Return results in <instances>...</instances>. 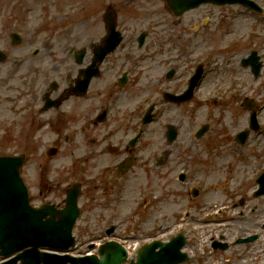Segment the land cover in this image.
<instances>
[{
	"label": "rangeland",
	"instance_id": "obj_1",
	"mask_svg": "<svg viewBox=\"0 0 264 264\" xmlns=\"http://www.w3.org/2000/svg\"><path fill=\"white\" fill-rule=\"evenodd\" d=\"M257 1L264 6V0ZM108 5L116 7L125 39L121 47L106 59L104 66L107 71L92 83V98L68 102L67 106L73 113L70 123L64 121L67 125L33 129L30 136L32 154L23 168L30 190L38 195L42 180H48L54 185L60 182L61 186L67 181H74L75 153L72 151H83V148L91 145L89 140L92 135L109 130L118 129L121 134H132L137 119L140 124V116L148 105L145 101H160L162 98L157 84L161 74L164 75L167 68L175 67V84L183 86L187 75L193 72V67L198 62H204L208 64L207 77L199 88L195 101L180 107L167 104V108L160 106L157 109L156 120L147 126L138 148L140 161L130 175L126 176L130 183L127 184L128 196L121 199L122 202L116 206L118 208L112 209L111 220L123 216L125 223L121 226L128 228L127 233L135 230L131 234L134 238L132 242H142L139 238L142 237L143 230L137 231L136 224L127 223L133 217L130 218L126 209L137 206L135 198L130 196L134 185L139 188L156 186L166 199L159 206L152 200L144 202V222L155 221L157 208H161L163 212L173 209L177 216L183 215L184 211H190L192 215V220L189 219V223L184 224L189 238L186 250L191 258L181 264H216V260L222 256L219 253L211 254L212 256L205 254L209 259L203 256L204 247L210 250L205 241V234L210 233H223L232 242L230 251L222 253L226 259L232 255L233 248L237 250L233 260L227 261L229 264H250L249 248L253 243H236L235 240L244 230L264 232L260 225L262 215L257 219L259 226L252 228V220L247 221V213H242L247 212L248 207L259 200H264V197L247 201L249 203L246 206L234 207L233 203H238L242 193H250L248 186L251 181L238 187L235 184L243 177H252L257 166H264L261 159H258V155L264 153V129L255 134L246 146L238 145L232 152L227 146L219 144L226 142L223 135L228 136L236 127L239 129L244 126L245 111L238 100L250 94V88L257 99L261 100V106H264V84H259L260 80L264 83V76L255 81L250 71L239 64L240 57L249 50L257 49L261 53L264 51V13L258 14L236 5L218 7L205 4L180 16L168 14V22L164 23L163 19L167 17L164 0H0V49L8 55L0 62V153L13 154L26 150L20 136L25 134L29 120L20 113L21 103L25 101L18 98H21L22 92L18 93L20 91L15 84L17 79L26 74L31 78V75L41 70L38 79L48 70L50 75H47L46 80L57 79L61 84L66 83L70 76H76L77 69L89 61L91 42L98 41L105 34L102 13ZM143 30L148 35L145 43L139 47L137 37ZM12 31L22 35L19 44L12 43L9 35ZM84 46L87 47L88 54L80 65L76 63L70 49ZM114 60L118 64L111 66ZM124 70L129 73L128 83L119 86L117 76ZM231 76L232 81L229 83ZM237 79L247 87L236 85ZM226 85L231 87L213 92L214 88ZM232 94L233 97L228 100L223 98L219 103L214 102L221 95ZM104 105L110 110L106 125L94 127L87 122L84 126V121H89L95 111ZM34 109L39 111L38 106H34ZM42 117L45 118V115ZM124 118L130 119L129 125H125ZM261 121L264 123V112ZM169 122L179 129V137L172 144L165 139L164 124ZM204 122H211L215 131L206 139L199 140L194 133L197 126ZM36 130H39L37 136H41L33 138ZM57 132L60 134L57 142L60 146L59 153L47 158L44 150L54 144ZM109 137L112 143L119 141L118 135L110 134ZM224 146L226 150L223 149ZM92 149H95L94 144ZM218 154L226 155L218 157ZM244 156L246 161L241 158ZM111 157L112 155L104 153L101 159L89 161L91 172L87 175L100 172L105 165H112ZM159 159L161 165L158 163ZM183 169L189 170V186L199 187L200 194L193 197L187 191V199L180 204L177 195L173 197L175 201L171 202L167 193L168 184ZM231 175H234L235 180L227 190L221 184L217 186L219 181L222 184L229 183ZM173 188L178 190L177 186ZM233 188L234 197L230 194ZM133 192L136 195L135 190ZM55 193L53 189L49 195L53 196ZM99 193L97 198L101 199ZM94 194L96 193L93 191L90 193L88 186L82 201ZM248 195L249 198L252 197L251 194ZM46 197L45 194L39 199ZM262 208L263 204L260 203L258 210ZM99 213L104 214L103 205L92 207L90 213L84 214L79 228L85 224L93 225L95 219L99 218L95 217ZM214 217H220L218 220L221 221L211 222ZM151 225L152 223L149 224ZM142 226L147 227V224L143 223ZM207 228L214 230L205 232ZM175 229L178 232L181 228L175 226ZM259 238L262 243L263 235L260 234ZM80 239L83 240L84 237L81 236Z\"/></svg>",
	"mask_w": 264,
	"mask_h": 264
},
{
	"label": "flooded vegetation",
	"instance_id": "obj_2",
	"mask_svg": "<svg viewBox=\"0 0 264 264\" xmlns=\"http://www.w3.org/2000/svg\"><path fill=\"white\" fill-rule=\"evenodd\" d=\"M121 45L122 44H120L111 54H113L119 47H121ZM73 49L74 48L71 49V53H73L74 55ZM109 55L105 58L104 62L101 65V74L107 71L104 65L106 64L107 62L106 59L109 57ZM91 58H92V55L89 57V61L91 60ZM114 63L115 65L118 64V62L114 60L111 66H113ZM39 73L41 74L42 70L38 72L36 71L34 75H31L32 79L26 74L25 76L18 78L17 83H15L17 85L18 90L20 91L18 93L22 92L21 98L20 96H18V98L20 99V101H25V103H21L20 113L23 115V118H25L26 120H29V122L33 126V129L35 127H40V126L50 127V126H57V125H67L64 121H66L67 123L68 122L70 123L71 122L70 119L73 117L71 108L67 106L68 102L74 99L82 100V99L92 98V96H90L91 95L90 92H92V89H91L92 87L90 86L87 92L82 96L70 95L71 85L75 83V80L78 77L77 75L74 77L70 76L69 78L66 79V83L61 84V82L57 79H51L49 81L46 80L47 75H50L48 70H45L44 76L41 75L42 77L41 79H38ZM123 73L124 71L121 73L120 76H117V84L119 86L121 84V80H122L121 78H123L122 77ZM18 76L19 75H17V77ZM263 76H264V66H263V70L260 76L258 78H255L254 80L258 81ZM14 79L15 78H13V80ZM94 80L96 79H93V82ZM127 81H128V78H127ZM170 82L171 81L167 82L166 80L160 77L157 81V84L160 89L162 87L167 86ZM259 84L261 85L264 83L261 82L260 80ZM249 93L252 95L253 98L256 97L254 94V91L251 88L249 89ZM260 101H261L260 99L256 100V105L257 107H261V110L264 111V106L259 105ZM34 106L39 107L38 112H36V110L34 109ZM84 109L85 107H83V110ZM96 114H97V111H95V114L91 117L89 121H84V126L87 122H89L94 127H98L104 124L106 125L108 120H105L104 122H97L95 119ZM42 115H45V118H43ZM38 131L39 130H36L33 133V138H37L41 136V134L37 136ZM76 133L77 132H75V134ZM110 134L118 135L119 141L116 143H112L109 137ZM67 135L69 136V133H67ZM126 136L127 134L125 135L121 134L118 129L114 131L109 130L102 134L92 135L89 140L91 145H88L86 148H83V151L81 149H79V151H76V149L75 151H72L73 153H75L73 161L75 164L74 168L76 172V179L72 183L82 184V189L84 191L83 197L85 196V191L88 186L90 188V193L92 191L96 193L88 197L86 201L84 202L82 201V204H81L82 213L83 212L84 214L86 212L90 213V209L92 207H96V206L102 207V205L104 207V214L99 213L98 215L95 216V217L99 216V218L95 219L96 222L94 226L89 227V228H87L86 226H83L82 228H78V233L80 237L81 236L84 237L85 235L87 237L88 235L89 237H92L90 239L98 240L101 236H103V232L105 234L108 227L107 225L104 226V224L102 223L104 222L107 223L108 221L111 220L112 209L118 208L116 206L122 202L121 199L124 198L125 196H128L127 184L129 185L130 183L129 181H127L126 176L130 175V173L133 171L135 166L129 167V165H125V159L133 153V151L129 148L127 144L129 139L125 140ZM228 138H229V135H228ZM59 139H60V134L57 132V138L54 139L53 146L59 147L57 145V142ZM92 144L95 145L94 150L92 149ZM104 153H108L112 155L111 157L113 159L112 165L111 164L105 165L104 169L101 170L100 172L95 171L93 174L87 175L89 172H91L89 168V161L93 159H101L102 154ZM263 155L264 153H261L260 155H258V159H261L264 165ZM136 156H137V153H136ZM136 156H135V159H136ZM254 171H255L254 178L251 181V185L248 186V188L252 190L253 192L257 187L256 177L264 172V166L262 167L259 165ZM234 180H235L234 175H231L230 182L223 183L222 186L227 190L230 187V184L234 182ZM189 182H190L189 174L184 181H180L177 175L175 176L174 180H172L168 184L169 191L167 194L168 196H170L171 202L175 201V199L173 200V197H176V195L178 198H180V200H178L180 204L183 203L182 201H184V199H187L186 197L187 187L189 186ZM122 186L124 187L123 191L125 194L123 197H121V192H120V190L122 191ZM174 186H177L178 190L174 189L173 188ZM238 186H239V182L235 184V187H238ZM151 188L155 190L154 193L157 196L153 200V202L157 206H159L160 203H163L165 201L166 196L163 194H160L156 186H148L146 188H142V187L139 188V186L134 185V189H132L130 193V196L132 198H135V203L137 205L135 207L130 208V212L132 213L130 215V218L133 217L132 219H135L139 223H141L143 220V213L145 211L143 208V205H144V202L147 201V199H144L143 195H146L148 192V189H151ZM234 188L231 190V195L233 197H234V193H233ZM53 189L56 191V193L53 196H50L49 193H51ZM96 190L97 192H95ZM133 190H135L136 195H134ZM99 192L102 194L101 199L97 198V193ZM38 193H39L38 195L35 194L34 192L31 193V199L35 205H41L43 203H53L58 208H62L65 205V201L63 199L64 188L61 186L60 182H56L54 185L50 183V181L48 180H42L40 183V189L38 190ZM45 194L47 195L45 199H39ZM263 197H264V194L259 195V196L254 195V197L250 198V200L260 199ZM102 201H104V204ZM247 201L248 199L245 196L243 199V205H248L249 202ZM260 203L263 204V208L261 210H258ZM155 211H156L155 221H153L150 227H147L144 230L146 234L148 235L146 236V238H150L149 234L150 235L152 234L153 237H156V238H160L161 235H170V233L174 232V228H175L177 221L182 219L184 222H187V220L189 219V213H185L184 216H177L173 209H171L169 212H163L161 208H157ZM245 213H247V216H246L247 221L252 220V223H253L252 228H256L259 226L257 224V219H259L262 215L263 221L261 222L260 225L263 227V230H264V200L262 201L259 200L253 206L249 207L248 211ZM89 218L90 217L88 216V220ZM114 221H116V223H125L123 216H119L115 218ZM127 221H131V220H127ZM146 222L147 221H145L144 223ZM160 224H163V225H160ZM252 233L253 234L257 233L258 235L262 234L263 241L262 243H260L259 240L261 238H259L260 236H258V238L255 241H253V245L249 248V258L251 260L250 264H264V232L258 233L254 231ZM126 237H127L126 230L119 228V225H117V227L115 228L112 234V238L122 239ZM224 237L225 236L223 233L219 234L218 239H216L215 237H212L210 239V241L213 240L212 246L215 244L218 245L217 243L218 240L224 239ZM212 246L209 252L212 255H216L218 253L219 255H222L223 257L220 256V258L216 260L217 264H221L222 262L225 261V258H226V256L222 254L221 252L224 250L213 249ZM231 248H232V245L229 244L228 249L230 250ZM228 259L230 258L228 257L227 260Z\"/></svg>",
	"mask_w": 264,
	"mask_h": 264
},
{
	"label": "water",
	"instance_id": "obj_3",
	"mask_svg": "<svg viewBox=\"0 0 264 264\" xmlns=\"http://www.w3.org/2000/svg\"><path fill=\"white\" fill-rule=\"evenodd\" d=\"M171 7L178 14L199 5L201 2L213 1L215 3L241 2L250 5L249 0H168ZM110 8L106 14V23L109 28L105 47L97 52L96 62L91 68V75L98 74L97 65L102 61L107 52L114 48L121 39L116 31L114 13ZM16 42L19 34L13 33ZM109 40V43H108ZM83 55V53H82ZM5 55L0 51V59ZM175 137L172 130L170 138ZM170 139V141H171ZM22 157L0 156V255L10 256L23 250L15 257L0 264H17L19 259L22 264H121L127 260L126 249L115 243L109 242L99 251V255L72 256L71 254H52L39 250L40 247H50L68 251L75 244L72 230L79 215L77 193H72L67 199L68 204L62 210V215L56 219V212L52 206L34 208L29 204L25 184L20 176ZM47 215L50 217L47 218ZM160 242H154L140 249L137 261L131 260L130 264H177L187 260V253L181 252L185 238L180 235L167 243L160 251H155Z\"/></svg>",
	"mask_w": 264,
	"mask_h": 264
}]
</instances>
